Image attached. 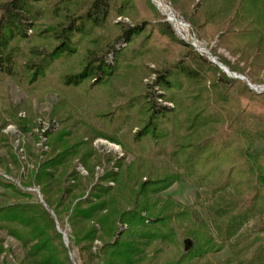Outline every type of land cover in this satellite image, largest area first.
Returning a JSON list of instances; mask_svg holds the SVG:
<instances>
[{
  "label": "trees",
  "instance_id": "obj_1",
  "mask_svg": "<svg viewBox=\"0 0 264 264\" xmlns=\"http://www.w3.org/2000/svg\"><path fill=\"white\" fill-rule=\"evenodd\" d=\"M141 1L143 8L139 0H0V83L9 78L40 99L55 93L49 117L58 124L43 131L10 104L3 109L40 146L11 149L24 189L1 176L0 186L24 200L0 205V231L25 250L19 264H75L73 249L81 264H198L225 249L217 264H264V167L247 164L264 163V148L244 109L214 104L210 82L262 110L264 93L180 40L174 58L157 37L175 40L170 26L152 22L146 14L156 12ZM171 2L199 37L216 36L218 48L239 56L244 66L218 56L231 71L264 70V0ZM150 73L155 89L142 83ZM6 120L0 110V144ZM96 138L123 156L100 153ZM182 179L195 189L190 204L162 196ZM66 225L67 243L59 230Z\"/></svg>",
  "mask_w": 264,
  "mask_h": 264
},
{
  "label": "rangeland",
  "instance_id": "obj_2",
  "mask_svg": "<svg viewBox=\"0 0 264 264\" xmlns=\"http://www.w3.org/2000/svg\"><path fill=\"white\" fill-rule=\"evenodd\" d=\"M139 1H140L139 4H141V7L143 8L144 6L142 4V1L141 0ZM157 1L161 3L160 7H158L157 3L154 2L153 0H148L149 4L153 7L154 11L157 14L156 17H152L151 14H146V16L149 17L151 21L154 22L155 24L167 23L170 26V30L173 33V37L175 39V40H169L166 39L164 36L157 34V37H159L160 40L159 43L163 47H165L176 59L182 54L184 50L183 47L177 44L176 40H180L184 42L193 51L207 58L205 54H202L190 44L189 39L186 40L181 39V35L178 33V31L175 30V28L171 23L166 21V18L162 12V8H164L166 5H169L176 16L189 23L180 14V12L176 8H174L171 0H157ZM145 11L147 13V10H144V12ZM111 22L112 23L123 22L132 25L129 18L126 17H115L112 19ZM190 26H191V30H189V33L192 35L194 34L199 44L202 47L207 48L208 51L211 53V55L218 62H219L218 56H223L231 63H239L240 66H244L243 62H239L238 55L233 56L224 49L218 48L216 46V41H217L216 36L207 37V38L199 37L198 33L196 32V30H194L191 24ZM110 57L111 56L108 55V58ZM145 66L149 70H153L155 68V65L149 61L145 62ZM236 74L244 75L246 77V79L244 80H240V79L238 80L242 81L252 92L256 93L253 89L249 87L248 82H250L253 85L264 88V70H261L259 73H256L251 71L250 68H245V71L243 73H236ZM227 76L231 77L229 75ZM154 78L155 75L153 73H150L149 76L142 79L143 85L146 87L148 86L153 87ZM254 80H259V81L253 82ZM212 83L210 82V86H211L210 88H211L212 100L214 104L228 108L244 109L247 114V120L245 121V126H247L253 131L256 148L263 149L264 148V110L256 108L250 100L240 97L239 95L236 94V92L233 89L223 85H215L214 83L213 84ZM153 88L155 89L157 87H153ZM149 90H153V89H149ZM159 92L160 91L158 90L157 93ZM56 101H57V96L55 93H49L43 96L42 99H40L37 95L32 96L26 93L21 87H19L15 82H13L9 78L4 79L0 83V110L2 112L3 118L5 117L7 119L6 121H8V123L4 125L1 129V134H4L8 138V141L7 142L4 141L0 144V176L5 182H13L17 184V186L20 189H24L19 184L21 178L20 174L21 172H23V170L21 168L18 169L17 166L11 161V157H10L11 149H13V152H15L16 154L17 153L22 154V149L19 148V144L24 143L25 145H29L35 149L40 146V143L34 144L33 139L30 135H21L18 131L16 124L9 119L8 115L3 112L4 111L3 109L10 104L9 106L11 108L17 109L18 117L30 118L31 120H33V122H38L43 127V131H44L51 127H53V129L58 128V124L54 120H51L49 117L51 105ZM159 103L162 105L173 107V104L170 102L160 101ZM135 131L136 129L133 130V132ZM92 145L102 154H110L118 158L123 156L121 148L118 145L114 143H110L102 138L94 139ZM20 158L21 160L24 161V164L27 167H30V159H28L25 155H20ZM131 159H132L131 156H127L126 161H130ZM247 164L251 165L253 168L264 167V163L262 161L254 162L253 160H247ZM7 167L9 168V172L6 169ZM77 169L82 174H85V171L81 166H78ZM30 188H32V190H30ZM26 191L32 193L34 199L38 201H42V196L38 188L29 187L26 189ZM201 195H202V199L205 200L209 197L210 191L208 189H202ZM162 196L164 197L171 196L183 202L184 204H190L195 201V189L191 183H189L185 179H182L181 181L174 183L167 190L163 191ZM23 200L24 199L20 197L19 194L11 191L9 188H4L0 186V205L13 204ZM200 209L201 211H203L202 208ZM59 230L63 234L64 242L67 243L68 242L67 233L69 232L68 226L66 225L62 228H59ZM0 247H2V250H4L0 254V262L3 259H5L7 264H19V262L23 260L25 255V250L16 240L8 236L4 231H0ZM71 253H72V259L75 262V264H81L77 250L73 249ZM228 256H229V251L228 249H225L219 253L210 254L206 256L198 264H217L218 262L225 260Z\"/></svg>",
  "mask_w": 264,
  "mask_h": 264
},
{
  "label": "built area",
  "instance_id": "obj_3",
  "mask_svg": "<svg viewBox=\"0 0 264 264\" xmlns=\"http://www.w3.org/2000/svg\"><path fill=\"white\" fill-rule=\"evenodd\" d=\"M153 1L157 3L158 7L161 6V3L159 1H157V0H153ZM162 12H163V15L166 18V21L171 23L173 25V27L175 28V30L178 31V33L181 35V39H183V40L189 39L190 40V44L194 48H196L202 54H205L206 56L208 55V52H209L208 49L205 48V47H202L199 44V42L196 39V37L194 36V34L192 35V34L189 33V30H191V26H190L189 23H187L185 20L180 19L178 16H176L169 5H166L164 8H162ZM245 79H246V77H245ZM248 85L256 93H264V88L256 86V85H253L250 82H248ZM30 190H32V188H30ZM97 243L98 242L95 241V244H97Z\"/></svg>",
  "mask_w": 264,
  "mask_h": 264
},
{
  "label": "water",
  "instance_id": "obj_4",
  "mask_svg": "<svg viewBox=\"0 0 264 264\" xmlns=\"http://www.w3.org/2000/svg\"><path fill=\"white\" fill-rule=\"evenodd\" d=\"M207 58L210 62L217 65L227 75L234 77V78H237V79H240V80L245 79L244 75H237L235 72L230 71V69L226 65L222 64L221 62H218L214 57L211 56V54L209 52H208Z\"/></svg>",
  "mask_w": 264,
  "mask_h": 264
}]
</instances>
